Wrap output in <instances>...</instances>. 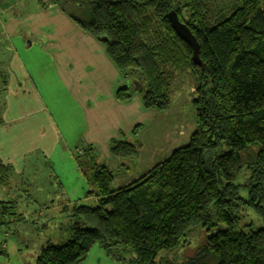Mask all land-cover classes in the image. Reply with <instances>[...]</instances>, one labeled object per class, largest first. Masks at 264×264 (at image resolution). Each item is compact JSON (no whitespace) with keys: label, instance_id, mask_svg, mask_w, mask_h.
<instances>
[{"label":"trees","instance_id":"trees-1","mask_svg":"<svg viewBox=\"0 0 264 264\" xmlns=\"http://www.w3.org/2000/svg\"><path fill=\"white\" fill-rule=\"evenodd\" d=\"M38 1L45 6L62 0ZM87 5L80 16H70L104 43L124 77H134L131 88L117 90V100L126 101L136 91L146 108L166 111L189 79L197 127L186 145L119 188L112 186L113 172L95 163L94 147H80L75 154L80 169L94 163L87 181L95 202L64 204L67 221L60 229L68 239L48 240L28 264H77L95 245L117 262H126L121 251L129 253L130 264H264V226L250 232L241 227L247 210L264 223V0L229 5L89 0ZM171 10L196 36L202 65L193 62L191 45L173 29ZM139 131L138 124L133 134ZM143 147L139 140H113L110 154L132 159ZM244 168L249 181L238 184ZM12 172L0 159V186L9 184ZM13 208L2 206L0 229L27 221ZM197 228L205 242L189 258H157L161 250L176 253Z\"/></svg>","mask_w":264,"mask_h":264},{"label":"rangeland","instance_id":"rangeland-1","mask_svg":"<svg viewBox=\"0 0 264 264\" xmlns=\"http://www.w3.org/2000/svg\"><path fill=\"white\" fill-rule=\"evenodd\" d=\"M3 1H8L10 7L1 11L4 14L3 18L1 17L4 24L0 26V85L3 84L2 81L4 79L2 69L6 70L7 67L10 68L11 64L15 68L18 61L24 68L25 64L31 61L33 69L37 68L44 72L42 73L43 75L38 76V80L29 78L28 82L24 81L25 84L29 83L30 86L32 85L35 91L31 90L26 95L29 102H25L22 112L16 110L10 112V101L13 94L11 91L14 86L12 81L9 82V90L0 95V123L16 124L19 142L21 143L18 149L14 150L19 155V159H17L16 155H13L16 163H13V166L15 164V171L12 173V179H10L7 186H0V210L3 205L15 206L16 208H13V211L21 213L27 218V221L15 222L7 227H1L0 253L4 252V254H0V264H28L34 261V257L39 253L41 246L48 240H52L53 243L58 244L68 239L60 229L61 225L67 221L66 215L61 213V207L64 204L70 206H73L72 204L74 203L81 204L83 202L94 204L95 198L89 194L92 186L87 181L88 177H91L94 163L90 162L87 166L83 167L86 176L88 175L84 178V176H81L82 171L75 160V156H71L73 152L77 154L79 149H75L76 147L72 149L69 155L74 160L69 158L66 161L67 149L64 147H57L55 149L53 144H49L46 147V138H50L51 141L56 137L60 138L61 130L59 128L61 126L58 128V125L59 114L61 115V113L58 111L60 107H57V104L65 101L63 97H60V89L66 98L69 97L65 94V88L62 87L63 84L59 81L60 78L55 72L57 70L55 63L49 61L48 53L35 48L30 53H27L30 56L27 57L21 50L18 51L19 56L17 52L7 50L9 42L11 44H18L19 41H22V39L18 41V37L21 36H15L13 32V28L11 27L12 19L14 14L18 13L15 21L21 27L20 32L21 35H24L22 38L25 42L37 40L36 36L46 42L50 41L49 37L39 32L35 33L38 26L54 29L55 31L50 32V35H58L61 40L65 39V43L68 46L71 43L82 44L85 39L83 35L87 34H84L85 32L77 26V23L68 14L63 18L51 12L38 13V10L35 9L37 4H39L37 0ZM87 1L89 0H62L59 4L65 9L71 10V12L73 11L75 15L80 16V14L86 12V7L83 5L88 6ZM213 1L215 5H229L231 0ZM9 13L10 18L7 17ZM27 14L30 16L29 19L27 18L28 24L25 17ZM95 39L94 37V41L99 43V47L103 46L105 49L104 43ZM52 40L56 41L55 39ZM20 56L23 61L19 58ZM29 59L31 60L29 61ZM38 59H41L43 63L36 62ZM8 75H10L9 71ZM132 78L134 77L130 75L129 80L131 82L133 81ZM41 82L43 83V89ZM45 87H50V89H46ZM194 98L195 93L192 82L189 79H185L183 86L173 97L168 110L162 111L148 108L145 110L144 107L139 112L140 119L142 120L140 123H137L141 131V140L139 141L144 145V149L140 152L139 157L116 159L114 156H110V158L99 157L98 155L94 156L95 163L103 164L113 172L115 179L112 186L114 188L122 186L121 184L129 181L132 175H135L140 170H143V172L148 171V168L152 164L155 165L166 159L177 148L188 143L197 127ZM137 99H143L140 93H138ZM89 103L86 106H97L100 112L102 110L101 107H105L103 99L100 96L91 99ZM112 118L116 120V115H112ZM30 121L34 122L36 127H28V122ZM24 142H29V145L23 144ZM49 154H51L50 157ZM46 155H48L50 160L45 161ZM21 159H23L24 163L20 167L18 160ZM136 159L137 164L134 163ZM56 175H59L60 178ZM77 175H80L83 180L73 187L71 181H75ZM249 178L250 172L244 168L237 182L238 184H244L249 181ZM242 195L246 196V192H242ZM85 197L88 198L85 199ZM2 201L4 204H1ZM244 214L245 210L241 215ZM0 221H2L1 218ZM252 223L253 227L249 226ZM261 226H264V223L259 217L252 210H247L245 218L241 223L244 231L250 232L252 229ZM204 242L205 235L200 228H197L185 239V242L180 244L181 246L176 253L161 250L157 258H173L176 255L177 260L175 262H183L200 248ZM97 246L100 247L99 245L94 246L88 253V256L77 264H130L128 263L130 254L124 251H121L120 254L126 259V262H117L111 257L106 262H103L100 259L101 257L93 256V253L98 249Z\"/></svg>","mask_w":264,"mask_h":264},{"label":"crops","instance_id":"crops-1","mask_svg":"<svg viewBox=\"0 0 264 264\" xmlns=\"http://www.w3.org/2000/svg\"><path fill=\"white\" fill-rule=\"evenodd\" d=\"M59 3L60 2L58 1H54L49 2L45 6H43L39 2L35 9L38 10L37 12H40V14L51 12L63 18H65L67 14L70 16V13H73V11L71 12V10L69 9L68 11L65 10L64 7H62ZM9 7L10 4L8 1L0 0V26L4 24L1 19V17L3 18L4 14H2L1 11L2 9H8ZM10 13L9 16H7L9 18ZM73 14L75 15V13ZM17 15L18 13L14 14V20L12 19L11 27L13 28L15 36H21L18 37L17 40L19 41L20 39H22V41H19L18 44H11V42H9L7 44V50H13L17 52L18 56V51L21 50L27 55V57H30L27 53H30L35 48L40 49L44 53H48L50 58L49 61L55 63V66L57 68L55 72L60 78L59 81L63 84L62 87L65 88V94L69 97L66 98L60 89V97H63L65 99L64 102H60L59 104L56 103L57 107H60L58 111L61 113V115L59 114L58 125V128L61 126V128H59L61 130L60 138L58 139L56 137L53 139V141H51L50 138H46V147L49 144H53L55 149L57 147H64L65 149H67L68 153L66 154V161L69 160V158L71 160H74V158L70 157L69 152L72 151V149H74L75 147V149H79V146L94 147V152L96 153V155H98L99 157L110 158V146L113 140H127L130 142L141 140V131L136 137L133 134V130L136 127L137 123H140L142 121L140 119L139 112L145 107L143 99H137L138 92L134 91L132 93L133 96H131L130 99L126 101L117 100V90L122 87L131 88L133 82H131L129 78L124 77L118 71L114 63L107 56L104 47L102 45V47H99V43H97V41H94L95 36L83 31L85 32L84 34L87 35H83L85 39L82 44L71 43L68 46L65 43V39L61 40L58 35H50V32L55 31L54 29H48L42 26H38L35 33L39 32L40 34L49 37L48 39H50V41L46 42L45 40H41L40 37L36 36L37 40H29L28 42H25L22 38L24 37V35H21L20 32L21 27L17 25L15 21V17ZM25 17L26 23L28 24L29 21L27 20V18H30L29 14H27ZM70 18L72 19L71 16ZM95 38L99 40L97 37ZM52 39H55L56 41ZM38 43L40 44L39 46ZM14 56H16V54H14ZM19 58L22 60L21 56ZM30 60L31 59H29V61ZM33 62L35 63V61ZM36 62L43 63L41 59H38V61ZM25 65L26 66L24 68L18 61L15 68H13V65L11 64L10 68L7 67L6 70L2 69L4 79L2 81L3 84L0 85V95L9 90V82L12 81V84H14L11 91L13 94L11 93L12 95L10 101V112H12L13 110L22 112V108L25 102H29V100L26 98V95L31 90L35 91L32 85L30 86L29 83L25 84L24 81L28 82L29 78L38 80V76H41L43 75L42 73H44L40 69H33V63H31V61ZM8 71L10 75H8ZM45 88L50 89V87ZM97 96H100L103 99V103L105 106L104 108L101 107V112L99 110V107L97 106H86L90 104L89 102L91 101V99H94ZM71 100H73V102H71ZM146 109L147 108L145 107V110ZM112 115H116V120L112 118ZM28 124V127L30 128L36 127L35 123L32 121L28 122ZM15 125L16 124L0 123V159L4 164L10 165L13 172L15 171V164L13 166V163H16L13 155H16L18 157L17 159H19V155L15 151L21 144L19 142L20 139L17 134L18 129ZM23 144L29 145V142H24ZM143 149L141 150V152L143 151ZM73 155L75 156L74 152L73 154H71V156L74 157ZM50 156L51 154H49V157ZM49 157L48 155H46L45 161L50 160ZM18 161L21 167L24 161L23 159ZM134 163L137 164V159ZM153 166L154 164H152V166L148 168V171ZM146 172L140 170L135 175H132V178L129 181H125L124 184H121L122 186H117L116 188L131 184L132 182L142 177ZM56 176L60 178L59 175ZM81 176H84V178H86V175L83 171L81 172ZM81 176L77 175L75 181H71L73 187H75L77 183H80V181L83 180ZM87 198L88 197H85V199ZM97 248L98 249H96V251L93 253V256L101 257L100 259H102L103 262H106L109 256L102 247L97 246ZM37 255L34 257V260L36 259Z\"/></svg>","mask_w":264,"mask_h":264},{"label":"water","instance_id":"water-1","mask_svg":"<svg viewBox=\"0 0 264 264\" xmlns=\"http://www.w3.org/2000/svg\"><path fill=\"white\" fill-rule=\"evenodd\" d=\"M167 16L169 18V21H170L173 29L176 31V33L184 41H186L189 45H191V47L193 49V55H192L193 62L196 65H202L203 63H202V60L200 59V55H199L200 45L198 43L196 36L193 34V32L191 31L189 26L186 25L184 22H182L179 19L178 14L175 10H171L167 14Z\"/></svg>","mask_w":264,"mask_h":264}]
</instances>
